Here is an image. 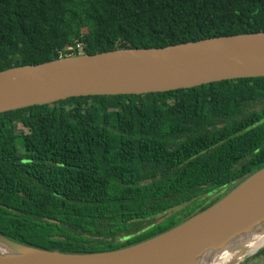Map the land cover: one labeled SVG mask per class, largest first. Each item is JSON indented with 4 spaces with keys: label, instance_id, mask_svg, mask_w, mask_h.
I'll return each mask as SVG.
<instances>
[{
    "label": "trees",
    "instance_id": "obj_1",
    "mask_svg": "<svg viewBox=\"0 0 264 264\" xmlns=\"http://www.w3.org/2000/svg\"><path fill=\"white\" fill-rule=\"evenodd\" d=\"M258 32L264 0H0V72ZM263 167L264 77L5 112L0 235L67 254L121 249Z\"/></svg>",
    "mask_w": 264,
    "mask_h": 264
},
{
    "label": "water",
    "instance_id": "obj_2",
    "mask_svg": "<svg viewBox=\"0 0 264 264\" xmlns=\"http://www.w3.org/2000/svg\"><path fill=\"white\" fill-rule=\"evenodd\" d=\"M264 77V32L214 37L163 48H127L62 57L0 72V114L75 97L144 95L242 78ZM264 211V167L220 200L179 225L121 249L85 254L46 251L0 235V246L44 260L36 264H200L229 248L219 238ZM244 241L245 239H241ZM5 248V247H4ZM264 243L231 252L221 264H239ZM219 263V264H220ZM0 264H32L0 257Z\"/></svg>",
    "mask_w": 264,
    "mask_h": 264
},
{
    "label": "bare ground",
    "instance_id": "obj_3",
    "mask_svg": "<svg viewBox=\"0 0 264 264\" xmlns=\"http://www.w3.org/2000/svg\"><path fill=\"white\" fill-rule=\"evenodd\" d=\"M233 229L227 231L222 237L219 238L221 246H227V250L221 252H213L201 261L200 264H219L225 259L237 257L239 254L232 253L233 247H239V251L246 248H253L250 252L264 243V211L261 215L252 214L245 218H242ZM241 239H245L242 241ZM1 245V244H0ZM5 247V248H4ZM0 246V257H10L11 260L20 262H31L36 264L37 262L44 261L43 259H36L37 256L31 255L28 252L14 251L9 247ZM227 257V258H226ZM37 261V262H36ZM221 264V263H220Z\"/></svg>",
    "mask_w": 264,
    "mask_h": 264
},
{
    "label": "flooded vegetation",
    "instance_id": "obj_4",
    "mask_svg": "<svg viewBox=\"0 0 264 264\" xmlns=\"http://www.w3.org/2000/svg\"><path fill=\"white\" fill-rule=\"evenodd\" d=\"M262 250V249H261ZM260 251V250H259ZM258 251V252H259ZM258 252L255 253L254 255H251L250 257L246 258L243 263H245L246 261H253V260H260L263 259L264 260V255H258Z\"/></svg>",
    "mask_w": 264,
    "mask_h": 264
},
{
    "label": "rangeland",
    "instance_id": "obj_5",
    "mask_svg": "<svg viewBox=\"0 0 264 264\" xmlns=\"http://www.w3.org/2000/svg\"><path fill=\"white\" fill-rule=\"evenodd\" d=\"M156 219L160 220L161 216H158ZM239 264H264V260L260 259V260L246 261L245 263H243V261H242Z\"/></svg>",
    "mask_w": 264,
    "mask_h": 264
},
{
    "label": "built area",
    "instance_id": "obj_6",
    "mask_svg": "<svg viewBox=\"0 0 264 264\" xmlns=\"http://www.w3.org/2000/svg\"><path fill=\"white\" fill-rule=\"evenodd\" d=\"M77 48H79L80 49V47L78 46ZM68 51H71V48H68Z\"/></svg>",
    "mask_w": 264,
    "mask_h": 264
}]
</instances>
